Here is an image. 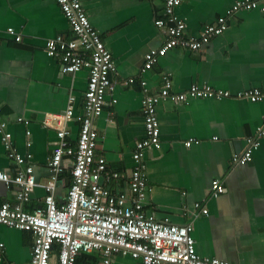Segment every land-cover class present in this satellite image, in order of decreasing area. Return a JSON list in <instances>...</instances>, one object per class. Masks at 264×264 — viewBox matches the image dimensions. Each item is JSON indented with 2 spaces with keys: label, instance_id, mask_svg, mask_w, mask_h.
<instances>
[{
  "label": "crops",
  "instance_id": "crops-1",
  "mask_svg": "<svg viewBox=\"0 0 264 264\" xmlns=\"http://www.w3.org/2000/svg\"><path fill=\"white\" fill-rule=\"evenodd\" d=\"M236 1L242 0H184L174 14L185 23V35L195 37L224 17ZM80 2L116 67L114 89L93 121L98 133L95 158L103 157L107 173L119 175L116 180L100 181L112 193L128 191L135 143L144 138L142 80L151 94L158 93L163 73L170 76L172 93H183L192 84L230 93L264 89V12L260 8L234 12L226 18V30L201 49L174 48L141 72L145 54L163 44L164 35L155 21L164 18V0ZM259 6H264V0H259ZM8 28L21 36L19 43L6 33ZM58 37L76 38L55 0H0V118L7 122L15 148L32 154L37 186L22 206L28 213L43 207L46 158L56 141L55 131L41 126L44 116L62 113L68 97L74 96L75 116L68 124L72 145L80 128L77 117L82 113L88 70L74 75L61 72L62 61L44 51L46 42ZM128 79L133 83L123 85ZM156 116L160 146L144 151L149 186L145 212L157 221L191 225L195 250L202 258L264 264V139L248 164L231 161L234 154L244 152L248 138H256V129L264 127V101L191 98L176 104L160 100ZM188 139L199 144L186 148L183 143ZM14 169L0 143V170L13 173ZM213 180L224 187L217 197L210 194ZM69 183L66 171L54 193L58 200L63 201ZM16 190L0 182V204H15ZM196 203L207 213L195 209ZM0 242L7 262L29 263L33 242L29 232L0 225ZM100 260V253L92 251L80 253L76 264H100ZM112 261L138 264L126 255H116Z\"/></svg>",
  "mask_w": 264,
  "mask_h": 264
},
{
  "label": "built area",
  "instance_id": "built-area-1",
  "mask_svg": "<svg viewBox=\"0 0 264 264\" xmlns=\"http://www.w3.org/2000/svg\"><path fill=\"white\" fill-rule=\"evenodd\" d=\"M184 0H164V18L155 21V26L164 35L163 44L145 54L141 72L150 70L159 58L174 48L197 51L209 40L222 34L227 28L226 18L236 11L253 10L259 6V0L236 1L224 17L214 24L207 25L198 36L185 35V23L175 16L174 9ZM76 38L63 41L55 38L46 42L45 54L62 61L61 72L74 75L81 69L88 70V78L82 113L77 117L80 122L75 145L71 139L68 124L74 119V96L68 97V105L62 113H48L41 126L53 129L56 141L46 158L45 168L48 180L42 186L46 195L43 207L32 213L25 212L22 206L30 200L37 184L34 177V165L30 151L20 153L13 145L12 135L7 131V122L0 118V143L5 157L13 163V173L0 170V182L6 188H17L16 203L0 204V225L29 232L33 237L28 264H76L80 253L98 251L100 264H113V257L126 255L138 264H234L217 258L200 257L195 250L192 226H178L167 220L157 221L152 214L144 210L146 192L149 189L146 178L144 151L146 148L158 149L159 123L156 106L160 100L173 103H186L191 98H235L250 103L264 101V89L253 88L236 93L214 89L210 86L199 87L192 84L183 93L171 92V80L168 74H162V85L157 94H151L145 81L140 82L142 91V115L144 120V138L135 143L132 153L133 167L128 180V191L112 193L101 184L117 179V173L109 174L103 157L95 158L94 150L98 133L93 126L94 119L100 117L107 94L114 89L116 67L111 53L106 49L100 36L89 23L80 0H55ZM6 33L14 42L19 43L21 36L13 28ZM133 79L123 82L130 85ZM1 114V108H0ZM108 123L111 119L106 120ZM18 122H22L21 119ZM24 122V121H23ZM24 124H27L24 122ZM30 135L29 131L25 132ZM264 139V127L256 129V138L246 140V148L241 155L234 154L232 163L246 165L252 159V153L258 149ZM199 141L188 139L183 143L188 148L198 145ZM31 147L30 141L25 148ZM68 172L70 183L64 188L63 201L54 193L60 175ZM224 192L222 183L213 180L210 194L217 197ZM201 208L206 214L207 209ZM3 243L0 242V263L10 264L3 257Z\"/></svg>",
  "mask_w": 264,
  "mask_h": 264
}]
</instances>
